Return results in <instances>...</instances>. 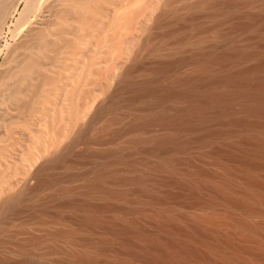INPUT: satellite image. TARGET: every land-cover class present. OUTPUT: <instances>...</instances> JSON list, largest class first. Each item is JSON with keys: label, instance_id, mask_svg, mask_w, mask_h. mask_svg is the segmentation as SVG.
I'll use <instances>...</instances> for the list:
<instances>
[{"label": "bare ground", "instance_id": "bare-ground-1", "mask_svg": "<svg viewBox=\"0 0 264 264\" xmlns=\"http://www.w3.org/2000/svg\"><path fill=\"white\" fill-rule=\"evenodd\" d=\"M120 1L0 0V246L69 209L126 260L264 264V6L255 16L244 9L258 0H140L112 15ZM108 25L128 34L92 37L118 32ZM182 209L209 211L190 221ZM109 247L69 254L93 264Z\"/></svg>", "mask_w": 264, "mask_h": 264}, {"label": "rangeland", "instance_id": "rangeland-1", "mask_svg": "<svg viewBox=\"0 0 264 264\" xmlns=\"http://www.w3.org/2000/svg\"><path fill=\"white\" fill-rule=\"evenodd\" d=\"M137 1V3H136ZM196 0H188V3H193ZM219 2H224L225 0H218ZM238 1V0H235ZM250 2L251 0H245ZM132 2V3H131ZM261 3L262 6H264V0H258L253 5H249L245 7L244 11H247L249 14L259 16L262 13V8L259 7L256 3ZM125 3V4H124ZM142 2L140 0H121L118 4V6L115 9H112L111 13L118 14V16L126 13L134 11L136 8L141 7ZM128 8V9H127ZM126 10V12H125ZM189 13L188 10H183ZM197 16L201 15V21L205 25L210 24V20L207 19V12L203 13H195ZM111 18H107L104 21H110ZM117 20L121 21L122 18H117ZM137 20L139 22H148L150 23L152 21V17L146 18L145 16H139L137 17ZM108 27V28H107ZM107 29H118V32H102L100 34H92V37H118L121 35H127V30L120 29L118 26H106ZM121 30V31H119ZM120 33V34H119ZM87 53L91 52H97L99 51L96 47L93 49H86ZM101 52H104V49L100 50ZM254 61H251L249 63L237 66L232 65L234 69H238L247 65L253 64ZM189 73V71H187ZM42 161L41 158L37 159L36 162H32L29 164L28 171H32L34 166H38V164ZM37 163V164H36ZM20 164V163H17ZM34 164V166H33ZM21 179L23 182L26 178L22 177ZM15 180V179H14ZM17 181V179H16ZM15 181V182H16ZM80 190H77L75 193V198L82 199L80 196ZM93 202L95 204L99 205L102 204V200L93 199ZM183 215L188 220H192L194 213H203L208 212L209 210L203 211V210H193V209H182ZM56 209L55 207H52L49 209V212L46 214V217H51L55 214ZM120 215V216H119ZM151 213H146L140 222L144 225L145 229L153 232L154 231V221L149 217ZM60 216L62 217V221L56 224L48 223L44 226H32L27 231L19 232L16 236H8V243L4 246H0V264L1 263H12V264H81L79 261L76 260V258H73L70 256L69 251H83L85 249L90 248L91 245L97 244L105 239L109 240L110 247L108 252L105 254H100L96 257V261L93 264H115L113 263V259L122 256V258L125 259V256L120 255L121 249L119 245L117 244V241H115L112 236L109 234L108 231H105L101 227H96L92 232L89 231H79L77 226V220L80 216V213L73 214V211L69 209H62L60 210ZM107 218L112 219L113 221L117 223H121L124 220L123 215L121 214H113V213H107ZM252 222H259L261 218L259 216H253L250 218ZM17 218L14 221V224H16ZM181 224L184 222L180 221ZM16 226H12V229H15ZM55 229H60L63 231L68 230H75L77 232V235L79 237V241L72 243L65 235L60 237H55L53 235V231ZM10 237V238H9ZM6 238L3 234H0V239ZM37 238L36 242L30 243L31 239ZM130 241L135 243L137 250H139L143 243L142 241L136 240L134 237L129 238ZM86 240V241H84ZM85 243H84V242ZM18 245H23L26 249L23 253L19 252L17 250ZM49 245V246H48ZM54 247V248H53ZM49 248H53L54 250H49ZM48 252V253H47ZM53 253V254H52ZM50 254V255H49ZM20 262V263H19ZM68 262V263H67ZM121 264H154L151 262H147L144 258H137V259H125L123 263Z\"/></svg>", "mask_w": 264, "mask_h": 264}]
</instances>
